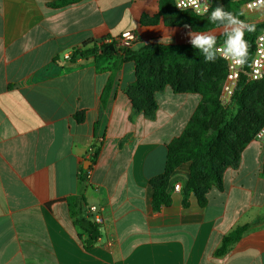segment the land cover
<instances>
[{"label":"crops","instance_id":"0c3cea01","mask_svg":"<svg viewBox=\"0 0 264 264\" xmlns=\"http://www.w3.org/2000/svg\"><path fill=\"white\" fill-rule=\"evenodd\" d=\"M58 1L0 0V264H264V141L245 145L204 206L183 193L181 165L170 177L169 204L153 210L150 181L163 173L166 146L201 96L165 86L154 94L153 117L134 111L125 93L134 64L108 42L130 30L137 50L190 44L206 32L162 14L160 0L53 7ZM93 150L86 180L80 158ZM90 205L104 223L100 241L86 248L75 214Z\"/></svg>","mask_w":264,"mask_h":264},{"label":"trees","instance_id":"16d2710c","mask_svg":"<svg viewBox=\"0 0 264 264\" xmlns=\"http://www.w3.org/2000/svg\"><path fill=\"white\" fill-rule=\"evenodd\" d=\"M79 1L81 0H59L52 6L61 8ZM217 7L231 12L239 20L243 18L239 4L230 0H213L209 11L202 16L176 10L172 0H160L162 14L175 16L178 24L189 25L194 32H207L229 25L226 20H210L212 11ZM246 25H255L253 32H247L246 27L244 29L245 39L249 44V59L226 104L220 101L226 65L216 55L215 46L226 40L232 30L214 36L216 44L209 50L214 53L210 61L206 60L207 54L193 43L149 44L137 50H124L120 54L122 59L133 62L135 67V79L125 89L134 111H141L148 118L153 117L157 108L154 94L165 86L177 93H197L201 96L200 103L182 133L166 146L163 173L150 181L153 188L151 206L155 211L169 204L167 191L170 177L181 165L188 166L183 193L192 191L198 205L204 206L211 185L220 184L225 169L238 164L242 149L264 124V77L259 80L248 77L255 40L264 31V21ZM108 90L109 86L103 90L101 109L105 105ZM96 153L93 150L89 161L91 164ZM75 222L87 233L85 247L90 248L99 236L97 226L77 213ZM244 230L245 227L236 228L225 236L218 254H222L230 244L237 241Z\"/></svg>","mask_w":264,"mask_h":264},{"label":"built area","instance_id":"2783aa9c","mask_svg":"<svg viewBox=\"0 0 264 264\" xmlns=\"http://www.w3.org/2000/svg\"><path fill=\"white\" fill-rule=\"evenodd\" d=\"M213 0H198L199 7L194 8L192 6L185 7L187 0H172L173 6L178 11H190L195 15L202 16L205 15L211 5ZM232 2H236L239 4V9L243 14H254L258 10H254L251 8V4L253 0H230ZM180 4L177 7V4ZM264 12V10H261ZM136 41V34L133 31L126 30L121 32L118 36L112 38L108 42L115 43L120 49L122 50H133L134 43ZM225 42L221 41L215 46V53L216 55L225 62L226 65V75L225 79L222 84L221 94H220V101L222 104H226L235 88L239 75L243 72V67L235 63L230 55H226L224 48ZM67 56L66 58H68ZM248 77L251 80H259L264 77V31L260 32L255 40V48L254 53L250 61ZM254 139L257 141H264V124L258 129V131L254 135ZM92 151L89 152L88 158H80V163H85L86 160L90 161L92 157ZM84 177L86 180L89 179L91 171H92V164L84 169ZM174 189H179V184L174 185ZM86 220L94 223L98 230L104 223L103 216L101 214L100 208L95 205H90L86 208L84 216ZM100 236L97 237L96 241H100ZM107 246H111L113 243L111 240L105 241Z\"/></svg>","mask_w":264,"mask_h":264},{"label":"clouds","instance_id":"9594fccd","mask_svg":"<svg viewBox=\"0 0 264 264\" xmlns=\"http://www.w3.org/2000/svg\"><path fill=\"white\" fill-rule=\"evenodd\" d=\"M179 6L180 4L178 3L177 7ZM188 6H192L195 9L198 8V0H187L185 7ZM251 8L254 10H264V0H253ZM210 20L212 22L217 20L223 22L226 20L229 25H242V27H234L231 33L227 36L224 51L226 55L232 57L235 63L243 67L249 59V44L245 39L246 32L244 29L246 27L247 32H253L255 31V25H246L244 21L239 20V18L231 12H225L221 7H217L212 11ZM185 27H189V25H185ZM192 43L195 47L201 49L207 54L206 60H212L214 53L209 50L213 49L216 44V37L199 35L196 36Z\"/></svg>","mask_w":264,"mask_h":264},{"label":"rangeland","instance_id":"374dc122","mask_svg":"<svg viewBox=\"0 0 264 264\" xmlns=\"http://www.w3.org/2000/svg\"><path fill=\"white\" fill-rule=\"evenodd\" d=\"M243 18L241 19V21H244L245 24H254V23H260L262 21H264V12L261 10H258L257 12H255L254 14H242ZM238 26H242L241 24H237ZM224 29L223 28H218V29H213L210 30L208 33L206 32V34H201V33H195V38L196 36L199 35H214V34H218L220 32H222Z\"/></svg>","mask_w":264,"mask_h":264},{"label":"water","instance_id":"95a60500","mask_svg":"<svg viewBox=\"0 0 264 264\" xmlns=\"http://www.w3.org/2000/svg\"><path fill=\"white\" fill-rule=\"evenodd\" d=\"M108 48L110 50H114V46L113 45H109ZM90 165V162L86 161L84 164H83V168H87L88 166Z\"/></svg>","mask_w":264,"mask_h":264}]
</instances>
